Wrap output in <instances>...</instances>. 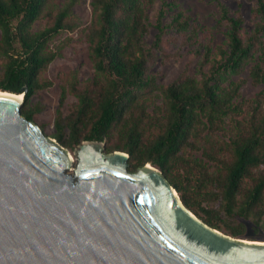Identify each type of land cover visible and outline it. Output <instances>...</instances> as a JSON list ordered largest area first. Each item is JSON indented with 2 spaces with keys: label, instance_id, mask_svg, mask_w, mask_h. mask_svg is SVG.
I'll return each instance as SVG.
<instances>
[{
  "label": "trees",
  "instance_id": "trees-1",
  "mask_svg": "<svg viewBox=\"0 0 264 264\" xmlns=\"http://www.w3.org/2000/svg\"><path fill=\"white\" fill-rule=\"evenodd\" d=\"M52 1L0 0L5 60L0 91L21 95L26 89L21 110L32 121L33 96L51 86L41 75L58 56L50 42L78 26L74 7L79 0H66L55 12ZM162 1L155 48L161 46L167 8H173ZM91 5L88 42L95 76L84 87H63L54 138L70 148L84 141L104 142L106 152L130 155V172L150 163L166 176L184 206L213 229L221 231L224 225L234 238L244 234L209 207L220 191L229 216L252 218L264 230V0H256L258 21L251 32L244 30L241 15L220 4L219 24L226 30L218 45L201 41L189 18L175 15L170 27L195 40L201 78L185 75L161 88L150 73L155 56L145 42L151 27L145 1L92 0ZM45 16L50 22L36 29ZM248 65L252 82L263 89L251 101H238L241 83L230 78ZM155 90L162 94V105L149 112L146 100ZM68 92L78 105L63 122L61 106Z\"/></svg>",
  "mask_w": 264,
  "mask_h": 264
},
{
  "label": "water",
  "instance_id": "water-1",
  "mask_svg": "<svg viewBox=\"0 0 264 264\" xmlns=\"http://www.w3.org/2000/svg\"><path fill=\"white\" fill-rule=\"evenodd\" d=\"M25 93L0 91V264H264V242L211 228L151 164L98 141L74 161Z\"/></svg>",
  "mask_w": 264,
  "mask_h": 264
},
{
  "label": "rangeland",
  "instance_id": "rangeland-1",
  "mask_svg": "<svg viewBox=\"0 0 264 264\" xmlns=\"http://www.w3.org/2000/svg\"><path fill=\"white\" fill-rule=\"evenodd\" d=\"M144 1L151 21V27L145 37V42L151 48L154 47V42L158 34L156 24L159 12L163 6V1ZM168 1L173 5V8L171 10L167 8V12L163 18V25L166 26V29L162 35L161 46L159 48L154 47L152 50L155 58L150 63V73L156 79V87L160 88L177 81L185 75L193 76L197 79L201 78V74L198 71V57L195 53V46L192 45L195 40L190 41L186 33H180L170 27V23L175 15L183 13L185 17L189 18L191 29L199 30V39L205 42L210 41L213 45L221 44L225 38L224 33L226 27L220 26L219 24L220 4L225 5L232 15H241L243 17L245 21L244 30L246 32H251L258 21L254 15L256 0ZM65 2L66 0H53L52 11L55 12L61 9ZM91 2L92 0H79L74 7V14L77 17L78 23L77 28L71 32L61 31L51 40L50 48L57 51L58 56L41 75V80L51 82V86L40 90L32 98L31 108L34 112L33 121L43 129L46 136L56 141H58L54 138V134L56 133V117L63 87H68L71 83H76L80 87H84L95 76V70L89 56L90 45L88 42V34L92 21ZM49 22V17H43L37 23L36 29L44 28ZM4 65L5 60L0 53V80L3 77ZM250 65L241 73L235 74L230 78L235 82L241 83L238 101H251L263 89L261 85L252 82L249 75ZM77 105L78 99L68 92L61 106L63 122L75 111ZM146 105L149 106V112L152 111L154 106L162 105V94L160 90L153 92L152 96L146 100ZM228 122L231 123L230 120ZM154 133H157L156 130L149 132L147 137H153ZM65 134V138L67 139L69 136L68 129H65ZM61 144L75 160V150L78 146L70 148L66 147L63 143ZM262 170H264V166ZM248 185L246 184V187ZM209 207L220 212L226 224L244 233L239 238L248 241L264 242V230L255 222L256 220L229 216L226 213L223 195L220 191L212 198ZM220 232L231 236L230 230L224 225Z\"/></svg>",
  "mask_w": 264,
  "mask_h": 264
},
{
  "label": "bare ground",
  "instance_id": "bare-ground-1",
  "mask_svg": "<svg viewBox=\"0 0 264 264\" xmlns=\"http://www.w3.org/2000/svg\"><path fill=\"white\" fill-rule=\"evenodd\" d=\"M21 97H22V96H21ZM21 97H20V98H21ZM72 159H74V158L72 157ZM74 161H75V160H74Z\"/></svg>",
  "mask_w": 264,
  "mask_h": 264
}]
</instances>
